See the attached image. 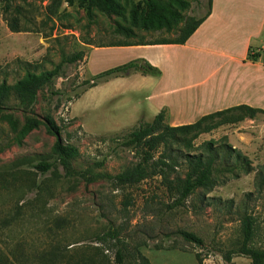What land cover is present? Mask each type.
<instances>
[{
    "label": "rangeland",
    "instance_id": "rangeland-1",
    "mask_svg": "<svg viewBox=\"0 0 264 264\" xmlns=\"http://www.w3.org/2000/svg\"><path fill=\"white\" fill-rule=\"evenodd\" d=\"M97 1L87 11L78 0L72 5L62 1L58 6L53 0H13L10 11L4 13L0 0V81L13 84L26 71L50 70L83 51L81 59L63 63L62 76L38 92L30 110H20L12 99L0 111L3 264H116L113 250L96 241L110 225L120 228L131 247L139 244L150 264H226L222 252L240 239L237 211L244 200L261 226L252 245L263 247L264 201L255 196H264L256 191L255 178L264 167V114L249 118L231 112L206 122L211 129L199 134L193 145L210 140L215 145L226 143L247 159L251 169L245 172L234 159L220 158L215 165V185L197 189L182 206L168 207L176 195L166 190L158 176L124 186L97 176L116 174L137 160L122 141L152 118L144 90L131 91L133 77L128 82H102L84 92L83 81L124 63L125 55L108 46L158 38L172 41L182 30L188 33L204 14L208 0H186L191 7L185 11V22L169 32L131 25V8L142 6L143 0H116L123 11L111 16L102 13ZM12 15L17 16L21 31L9 29L7 19ZM116 24L131 27L137 37L116 36ZM7 114L19 126L25 119L41 123L17 144ZM47 115L61 127L63 142L78 149L70 175L60 165L46 173L35 167L44 156L52 160L56 136L42 123ZM247 192H253L250 200L245 197ZM180 230L200 237L201 246L184 239ZM228 264L251 262L244 255H234Z\"/></svg>",
    "mask_w": 264,
    "mask_h": 264
},
{
    "label": "trees",
    "instance_id": "trees-1",
    "mask_svg": "<svg viewBox=\"0 0 264 264\" xmlns=\"http://www.w3.org/2000/svg\"><path fill=\"white\" fill-rule=\"evenodd\" d=\"M4 13H8L13 0H1ZM64 1L72 5L75 0H53L56 6ZM199 3V0H196ZM78 3L90 11L93 0H78ZM100 10L107 16L119 15L123 11L122 5L116 0H98ZM190 2L186 0H143L142 6L136 5L130 11V23L133 27L142 30H155L169 32L179 24L185 22L188 15L185 11L190 8ZM212 0H208L204 14L197 19V25L188 33L181 31L182 36L188 35L198 24L209 14ZM19 13V8H15ZM7 25L12 32L21 31L17 16H10ZM113 34L122 36L125 39L136 38V33L131 27L116 24ZM83 57V51H78L73 55L64 58L61 64L50 70L34 73L26 71L24 76L16 80L13 84H8L5 80L0 81V111L6 109L8 103L14 99L16 105L22 111L30 110L36 99L38 92L44 86L52 87L55 80L63 74V63H72ZM248 57L253 58L252 54ZM141 72L144 75L157 76L160 70L144 58H135L124 63L105 69L83 83L86 91L99 83L106 82L112 78L125 76L132 72ZM56 94V91L52 92ZM80 94L77 95V98ZM240 112L243 116L253 118L257 113L264 114V110L247 104H238L229 108L219 109L201 116L197 121L169 125L166 122V110L162 109L154 115L150 122L141 123L132 130L129 137L122 141V146L131 149L137 160L125 166L116 174L98 173L99 178L109 180L117 185H134L142 180L158 176L164 184L166 190L176 195L173 203L168 207L182 206L187 198L193 195L197 189H211L216 181L214 174L218 169L215 167L217 161L223 158L225 161L234 159L241 165L245 172H249L251 167L247 159L239 152L235 151L226 143L215 145L213 140L205 141L198 146H194L195 138L211 129L206 122L216 116L225 113ZM11 130L15 133L14 140L21 144L26 135L41 123L37 120H26L19 126L18 120L7 114ZM47 129L54 133L56 140L51 147V161L40 159L35 167L43 173L60 165L66 175L72 174L71 161L78 155V149L74 145L64 143L61 137V127L54 119L47 115L43 122ZM198 150V152H196ZM179 168L183 171L179 172ZM255 189L259 195L264 196V167L257 172L255 178ZM253 192H247L245 197L250 200ZM264 201V197L255 196ZM253 209L248 207V202L243 201L237 211L240 221V239L234 247L222 252L223 260L226 264L231 262L234 255H244L250 259L251 264H264V246H253L255 237L261 230L260 222ZM179 234L186 240L201 246L203 240L196 234L180 230ZM96 241L103 243L107 249L114 252V262L116 264H150L148 258L140 251L139 244L128 245L127 240L121 236L119 227L110 225L108 229L96 236ZM198 260L201 263L200 255ZM0 258V264H3Z\"/></svg>",
    "mask_w": 264,
    "mask_h": 264
},
{
    "label": "crops",
    "instance_id": "crops-1",
    "mask_svg": "<svg viewBox=\"0 0 264 264\" xmlns=\"http://www.w3.org/2000/svg\"><path fill=\"white\" fill-rule=\"evenodd\" d=\"M108 47L125 55L121 62L144 58L160 70L104 82L133 77L131 91L144 90L151 118L165 109L174 126L238 104L264 110V0H212L208 16L186 36Z\"/></svg>",
    "mask_w": 264,
    "mask_h": 264
}]
</instances>
